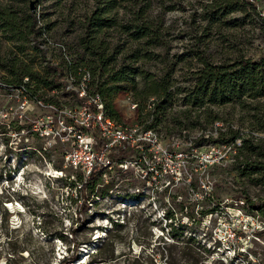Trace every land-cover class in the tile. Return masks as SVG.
<instances>
[{"label": "rangeland", "instance_id": "rangeland-1", "mask_svg": "<svg viewBox=\"0 0 264 264\" xmlns=\"http://www.w3.org/2000/svg\"><path fill=\"white\" fill-rule=\"evenodd\" d=\"M33 1L39 32L35 40L42 55L34 49V35L9 41V34L3 37L0 31L4 58L0 77L6 76L2 67L14 56L37 75V81L20 88H8L0 78V264H60L72 254V231L79 243V259L65 264H264V232L259 227L257 238L252 230L239 232L241 216L234 202L243 199L249 211L242 213L263 222L259 211H264V174L255 172L252 161L244 166L248 162L244 151L239 156L237 150L228 152L240 147V140L230 145L213 142L219 132L231 129L252 140L255 155L264 150V97L259 106L249 99L213 106L220 118L217 129L214 123L206 125L203 113L198 120L201 126L182 131L185 127L179 125V121L181 125L197 122L194 112L190 118L179 113L185 108L184 91L201 68L200 58L208 57L214 65L240 59L260 62L264 23L249 7L210 23L207 6L214 0L154 1V13L161 4L165 8L163 44L156 59L140 65L156 78L170 74L175 85L173 105L149 130L164 149L186 150L191 157L184 167L164 163L161 178L146 186L130 165L122 169L118 164L134 160L136 153L108 156L112 169H100L99 184L89 195V210L81 212L82 200L74 185L76 173H83L65 159L75 149L78 131L68 114L77 115L79 103L64 85L70 84L69 77L76 78L75 70L85 68L79 61L77 37L82 30L77 23L95 4L94 0H0V4L25 19ZM49 66L62 74V86L52 91L41 85L51 79ZM136 80L140 87L142 81ZM129 98L133 102L126 89L113 99L119 122L143 128L151 118L143 120L137 108L131 109ZM62 122L72 128L64 131ZM182 142L184 146H179ZM190 142L196 145L195 152L190 151ZM214 160L219 162L211 165ZM200 162L208 164L205 172ZM186 171L197 183L194 191L188 188ZM167 181L173 183L162 190ZM205 193L211 198L203 200ZM214 208L218 210L211 211ZM233 228L240 240L230 236Z\"/></svg>", "mask_w": 264, "mask_h": 264}, {"label": "trees", "instance_id": "trees-1", "mask_svg": "<svg viewBox=\"0 0 264 264\" xmlns=\"http://www.w3.org/2000/svg\"><path fill=\"white\" fill-rule=\"evenodd\" d=\"M61 1L63 0H58V2ZM154 1L94 0L95 8L77 23L82 30L77 37L79 61L86 69L75 70V79L78 80L84 70L90 73L89 94H98L104 104L105 114L117 122L121 119L114 107L113 99L120 91L128 89L132 93L133 102L137 105L140 117L143 120L151 118L149 124L143 125L145 130L152 129L166 117L167 110L173 105L174 96L171 89L175 85L170 74L156 78L153 74L144 71L140 65L156 59L158 57L156 50L163 44L165 8L161 4L160 9L154 13L152 10ZM241 7H249L256 15L253 7L246 0L211 1L207 6L211 10L210 23L216 22L218 16L222 18ZM29 12L25 19H20L10 6L0 4V31L3 37L9 34L6 37L9 41L34 35V49L42 55L39 42L35 40L39 32L35 30L36 18L30 7ZM259 20L264 23V19L259 18ZM3 60L4 58L0 56V64ZM200 62L201 68L193 73L195 76L193 85L184 91L181 105L185 108L179 113L184 118H190L191 113L194 112L197 122L181 125L182 122L179 121V125L185 127L181 129L182 131H186L187 126L191 129L201 126L198 120L202 113L206 115L204 119L206 125L219 121L220 118L212 110L213 106L224 107L233 101L244 99H249L259 106V100L264 97V59L260 62L240 59L230 64L214 65L208 57L203 56ZM2 68L6 69V76L0 78L8 88L28 87L29 83L37 81V75L17 56L7 59ZM48 69L51 70V79L42 81L41 85L52 91L62 86V74L56 67L49 66ZM137 78L142 81L140 87ZM25 79H27L26 82H24ZM41 85H36L37 90ZM125 85L127 86L124 87ZM258 109L259 107L256 110ZM199 137L200 140L204 139L202 135ZM96 140L97 149L102 148V141ZM237 140L241 141V146L235 147L238 151L235 156H239V152L244 151V158L248 161L244 166H248L252 161L255 163L253 166L256 168L255 172L264 174V150H260V153L257 152L255 155V148L250 138L244 139L238 132L226 129L219 132L213 142L230 145ZM191 146V149H196L195 144ZM100 174L98 169L85 179L81 171L76 173L78 179L74 188L82 200L81 212L89 210V195L94 193L99 184ZM188 188L194 191L197 183L191 181ZM202 198L207 200L211 198V195L205 193L202 194ZM214 210L218 209H211V211ZM204 212L207 211L201 214ZM259 213L264 218V211L260 210ZM75 233L72 231L71 236L75 237ZM74 237L72 254L63 259L60 264L78 261L79 243ZM193 240L192 238L191 241Z\"/></svg>", "mask_w": 264, "mask_h": 264}, {"label": "built area", "instance_id": "built-area-1", "mask_svg": "<svg viewBox=\"0 0 264 264\" xmlns=\"http://www.w3.org/2000/svg\"><path fill=\"white\" fill-rule=\"evenodd\" d=\"M254 9L256 15L264 19V0H246ZM68 82L65 84L67 91L72 90V94L75 95L77 102L79 103V109L77 115L69 113V117L72 119V124L78 127L77 131V143L74 145L75 149L65 154V159L68 164L74 168L82 170L83 176L86 179L92 174V172L98 169L111 170V164L107 158L111 154L118 156L117 154L133 152L136 153L135 159L131 161H119V166L122 169H127L128 165L137 171L138 177L145 182L146 186L150 183L160 179L162 176V170L164 163L170 162L174 165L184 167L185 160L191 157V154L184 150L182 153L176 151H170L164 149L159 142H157V136L150 130H145L137 125H127L120 123L104 112V104L98 94L90 95V73L88 71H82V74L78 80L75 77H69ZM74 82V84H73ZM130 100V98H129ZM152 101V100H151ZM131 109L135 110L137 105L130 100ZM150 108V106H148ZM61 125L64 131L70 130L71 126L65 127L63 122ZM215 129L220 126L219 123H214ZM75 130V129H74ZM96 139L102 141L103 146L100 149H94L93 143L96 144ZM184 143H179V146H184ZM192 143L190 142V151L195 152L196 149H191ZM178 146V148H179ZM236 150L235 147L230 148ZM216 157V156H215ZM179 158L183 159L179 163ZM219 158V155H218ZM222 157L220 156L219 160ZM217 161H212L215 164ZM202 164L200 169L206 171L208 164ZM181 167V166H180ZM176 175V174H175ZM188 182L192 178V173L186 171ZM182 179H178L180 181ZM202 183V180L199 181ZM173 181H167L164 190L170 187ZM156 191V190H154ZM236 210L240 213V225L239 232L246 234V231L252 230V237L257 238L259 227L264 230V222L257 220L255 217L242 213L241 210H248V205L243 199L234 200ZM251 207V206H250ZM232 208V207H231ZM233 228L230 235L235 240H240V236ZM242 237V236H241Z\"/></svg>", "mask_w": 264, "mask_h": 264}, {"label": "water", "instance_id": "water-1", "mask_svg": "<svg viewBox=\"0 0 264 264\" xmlns=\"http://www.w3.org/2000/svg\"><path fill=\"white\" fill-rule=\"evenodd\" d=\"M33 4H34V1L30 3V10H33Z\"/></svg>", "mask_w": 264, "mask_h": 264}, {"label": "bare ground", "instance_id": "bare-ground-1", "mask_svg": "<svg viewBox=\"0 0 264 264\" xmlns=\"http://www.w3.org/2000/svg\"><path fill=\"white\" fill-rule=\"evenodd\" d=\"M88 253V251H86V254Z\"/></svg>", "mask_w": 264, "mask_h": 264}]
</instances>
